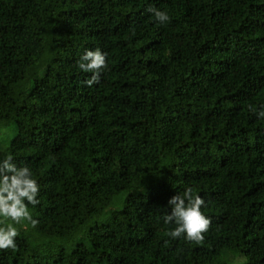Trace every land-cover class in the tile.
Returning a JSON list of instances; mask_svg holds the SVG:
<instances>
[{"label":"trees","instance_id":"obj_1","mask_svg":"<svg viewBox=\"0 0 264 264\" xmlns=\"http://www.w3.org/2000/svg\"><path fill=\"white\" fill-rule=\"evenodd\" d=\"M96 49L108 68L89 87L78 61ZM250 104L264 105V0H0V160L40 185L38 225H16L0 264H264ZM186 187L211 220L201 245L167 235Z\"/></svg>","mask_w":264,"mask_h":264},{"label":"clouds","instance_id":"obj_2","mask_svg":"<svg viewBox=\"0 0 264 264\" xmlns=\"http://www.w3.org/2000/svg\"><path fill=\"white\" fill-rule=\"evenodd\" d=\"M146 11L152 13L157 22L165 25L170 22V16L166 11H160L149 7ZM106 53L99 49L88 50L78 61V67L84 73H91L90 78L84 83L91 87L99 83L101 73L108 68ZM250 112L259 118H264V105L257 110L249 105ZM11 155L0 160V251L9 249L16 250V238L20 230L16 225L28 222L35 228L39 221L34 219L29 211L28 205H38L37 199L40 185L33 178V173L27 166L17 167ZM204 199L194 195L191 187H186L183 194L171 196L167 205L170 212L164 217L165 224L174 222L175 228L167 232L173 239L183 237L197 245L203 244L205 233L209 231L211 220L201 211L204 206Z\"/></svg>","mask_w":264,"mask_h":264},{"label":"rangeland","instance_id":"obj_3","mask_svg":"<svg viewBox=\"0 0 264 264\" xmlns=\"http://www.w3.org/2000/svg\"><path fill=\"white\" fill-rule=\"evenodd\" d=\"M108 219L109 218L107 216H104L103 218L100 219V221L104 223V222H107ZM81 230H82V225L77 226L75 234H79L81 232ZM74 235L67 242H70L74 238ZM232 262L239 264L242 262V259H240L239 261L237 260V261H232Z\"/></svg>","mask_w":264,"mask_h":264}]
</instances>
